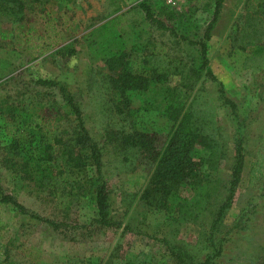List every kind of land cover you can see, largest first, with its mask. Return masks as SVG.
<instances>
[{"label": "rangeland", "instance_id": "rangeland-1", "mask_svg": "<svg viewBox=\"0 0 264 264\" xmlns=\"http://www.w3.org/2000/svg\"><path fill=\"white\" fill-rule=\"evenodd\" d=\"M214 1L185 0L181 8L172 10L171 18L160 17L164 28L143 16L137 8L138 0H47L44 17L35 11L13 23L0 16V94L21 90L23 81L35 78L68 82L83 124L101 148L108 214L118 224L101 226L91 222L94 207L90 198L72 197L68 208H59L49 197L28 187L17 193V201L63 225L53 228L22 214L15 215L11 206L0 203V230L10 242L11 264H65L67 258L74 257L81 259L79 264H104L137 253L151 256L149 264H182L158 247L154 238L167 241L181 260L192 264L205 256H211L213 264L258 261L264 251V62L261 66L244 67L245 52L235 39L247 12L246 0H223L206 41L208 65L233 101L236 116L222 104L215 83L203 71L195 84L202 86L213 101L225 149L218 168L224 181L232 164L233 138H243L239 182L230 206L213 229L210 228L214 208L191 223L175 221L173 215L144 205L139 196L151 163L132 150L121 151L106 139L117 129H127L138 116L145 121L144 115L149 114L129 117L113 111L107 80L110 72L102 60L101 48H121L134 72L141 69L142 56L151 48L194 68L198 61L197 45L189 41L201 38ZM153 12L156 15L155 9ZM260 16L264 22V12ZM28 21L35 23L34 31L29 32L32 38L40 36L31 39V45L44 42L42 49L25 48L28 44L22 43ZM103 23L108 31L102 35L99 26ZM87 32H91V37L83 38ZM18 36L20 43L16 41ZM10 76L13 78L3 83ZM169 83H178L177 76H172ZM34 90L35 109L44 124L66 126L59 117L64 114V107L56 89L36 84ZM146 127L154 131L155 144L160 147L166 138L167 123L150 117ZM257 167L260 172L253 171ZM9 176L6 165L0 163V186L4 191L10 188Z\"/></svg>", "mask_w": 264, "mask_h": 264}, {"label": "trees", "instance_id": "trees-1", "mask_svg": "<svg viewBox=\"0 0 264 264\" xmlns=\"http://www.w3.org/2000/svg\"><path fill=\"white\" fill-rule=\"evenodd\" d=\"M46 1L0 0V16L13 23L21 22L25 15L35 11L44 17ZM222 2L214 1L211 18L201 38L189 41L197 45L198 61L194 68L151 48L142 56L141 69L134 72L127 65V54L121 48H101L102 60L110 72L107 80L113 111L129 117L149 114L144 115L145 121L138 116L127 129H117L112 136L106 137L121 151L130 153L132 150L151 163L140 200L147 207L171 214L180 222L195 223L203 212L214 208L210 229L230 206L243 164V138L235 135L228 179L224 181L220 177L219 162L225 149L217 128L215 108L209 93L202 86L195 87L199 72L203 71L215 83L222 104L236 116L235 105L212 73L206 55V41ZM245 4L247 12L235 39L239 49L245 52L243 66H261L264 62V22L260 13L264 12V0H246ZM137 8L147 20L162 28L160 17L171 18L172 15V9L159 2L138 0ZM104 23L99 26L102 35L108 31ZM34 24L27 22L22 43L28 44L25 48L42 49L44 42L31 45V39L40 38H32L29 33L34 31ZM91 35L87 32L82 37L88 39ZM16 41L20 43V36ZM172 76H177L178 83L170 85ZM12 78L10 76L3 83ZM21 84V90L0 94V163L6 165L10 175L9 190L4 191L0 186V203L11 206L15 215L22 214L57 228L63 224L23 206L16 199L17 193L30 187L49 197L59 208H68L72 197H87L92 199L94 207L91 222L101 226L118 225L108 214V188L101 176V148L85 128L68 82L60 78H35ZM36 84L56 89L64 107V114L59 117L66 126L44 124L35 109ZM134 101L137 103L133 106ZM150 117L161 118L167 123L166 138L160 147L155 144L154 131L146 127ZM257 170L260 172L258 167L253 171ZM154 242L180 263L192 264L181 260L164 239L154 238ZM9 246V239L4 238L0 230V264H11ZM211 259L205 256L197 264H213ZM151 260L148 254L137 253L104 264H149ZM80 262V258L74 257L67 258L65 264ZM254 264H264V251Z\"/></svg>", "mask_w": 264, "mask_h": 264}, {"label": "built area", "instance_id": "built-area-1", "mask_svg": "<svg viewBox=\"0 0 264 264\" xmlns=\"http://www.w3.org/2000/svg\"><path fill=\"white\" fill-rule=\"evenodd\" d=\"M147 1L159 2L172 10H178L179 8H181L182 4L185 2V0H147Z\"/></svg>", "mask_w": 264, "mask_h": 264}]
</instances>
